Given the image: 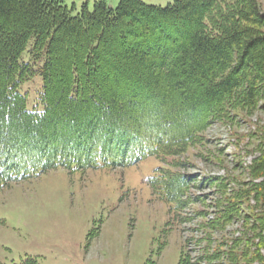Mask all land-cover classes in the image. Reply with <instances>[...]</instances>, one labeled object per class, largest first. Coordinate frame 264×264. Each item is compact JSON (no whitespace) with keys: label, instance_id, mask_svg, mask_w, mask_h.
<instances>
[{"label":"trees","instance_id":"trees-1","mask_svg":"<svg viewBox=\"0 0 264 264\" xmlns=\"http://www.w3.org/2000/svg\"><path fill=\"white\" fill-rule=\"evenodd\" d=\"M36 77L32 99L23 86ZM176 93L181 99L167 104ZM263 110L258 0L165 7L120 0L116 9L104 1L77 9L59 0H0V191L58 167L117 168L155 157L165 168L152 187L182 211L196 187L183 174L189 152L207 147L210 128L238 126ZM182 117L189 122L179 126ZM176 125L180 131H171ZM254 135L248 182L228 190L226 181L204 179L216 211L197 226L203 237L184 242L178 264H264V126ZM235 223L239 230L226 237ZM192 242L201 251L194 258L185 250Z\"/></svg>","mask_w":264,"mask_h":264},{"label":"rangeland","instance_id":"rangeland-1","mask_svg":"<svg viewBox=\"0 0 264 264\" xmlns=\"http://www.w3.org/2000/svg\"><path fill=\"white\" fill-rule=\"evenodd\" d=\"M59 1L77 9L82 4L91 8L98 1L116 9L120 2ZM140 1L155 7L173 2ZM258 1L264 13V0ZM34 80L23 86L32 99L40 84L39 77ZM167 98L170 104L181 96L176 93ZM32 105L30 100L28 108ZM152 111L154 118L158 114L156 109ZM241 121L238 126L210 128L204 134L209 140L207 147L189 152L192 165L183 174L193 177L196 187L188 192L192 202L182 211H173L153 189L155 173L165 168L155 157L117 168L58 167L0 191V264H178L184 242L192 236L203 237L204 232L195 230L206 218L211 220L216 211L215 189L204 179L226 181L228 190L248 182L244 168L255 156L258 141L254 134L264 126V110ZM188 122L182 117L177 123ZM178 125L169 128L179 132ZM200 150L201 159L192 158L193 152L199 154ZM199 212L205 214L204 219L198 217ZM239 228L235 223L224 235ZM213 236L219 240V235ZM185 250L191 258L201 254L193 242Z\"/></svg>","mask_w":264,"mask_h":264}]
</instances>
